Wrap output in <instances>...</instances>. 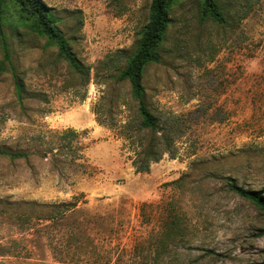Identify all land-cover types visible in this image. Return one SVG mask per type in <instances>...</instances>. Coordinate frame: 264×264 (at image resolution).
<instances>
[{
	"label": "rangeland",
	"instance_id": "1",
	"mask_svg": "<svg viewBox=\"0 0 264 264\" xmlns=\"http://www.w3.org/2000/svg\"><path fill=\"white\" fill-rule=\"evenodd\" d=\"M42 1L88 74L44 37L3 20L0 147L28 157L0 156V264H58L55 246L68 242L72 219L37 217L62 201L76 202L77 221L96 216L79 225L75 251L108 254V264L151 257L175 217L187 241L169 247L170 264H264V210L223 179L264 186V0H217L222 24L201 17L199 0L175 2L160 60L143 73L156 131L139 130L130 85L117 79L150 0ZM145 159L148 170L136 171ZM3 247L16 255H1Z\"/></svg>",
	"mask_w": 264,
	"mask_h": 264
},
{
	"label": "trees",
	"instance_id": "2",
	"mask_svg": "<svg viewBox=\"0 0 264 264\" xmlns=\"http://www.w3.org/2000/svg\"><path fill=\"white\" fill-rule=\"evenodd\" d=\"M177 0H150L148 6L147 21L141 27L138 38L135 43L134 50L129 55H122L124 63L118 69L117 79L126 80L130 85V93L133 99L137 102V112L139 115V130L156 131L159 128L158 117L149 109L146 102L145 86L143 85V73L145 67L149 63L158 62L160 60V47L164 40L168 26L171 21L170 11ZM200 15L202 18H207L217 23H224L225 16L220 8L217 0H199ZM5 9V10H4ZM9 18L15 29L19 26L24 27L28 31L42 36L47 40V45H53L57 48V54L60 58L66 61L67 65L76 73L88 74L86 67L79 57L72 50L69 40L59 28L60 18L53 13V10L47 6L42 0H0V26L3 20ZM5 59L8 60L10 54L5 38H2ZM125 51L118 50L119 54ZM14 84L16 91L20 94L23 91V84L19 76L14 73ZM0 156L8 157L9 159L27 158L28 153L23 150H13L7 147H0ZM147 157L153 161L159 159V155H155L151 151V147L147 149ZM148 160H142L136 171L142 172L148 170ZM225 185L229 191L235 193L239 197L248 200L255 207L264 210V186L256 189L245 187L237 183L236 179L231 176L223 177ZM76 202L62 201L47 205L48 210L41 213L37 219L48 221L50 224L59 223L65 219H72L70 223L68 242L65 240L64 246L59 249V257H56L58 264H108L110 256L108 254L100 255L95 250L88 254L87 251H75L82 249L83 242L78 240L77 231L79 225L87 224L90 219L96 216L88 217V215L77 221L75 215ZM23 225L27 229L34 227L33 224L27 222L24 218ZM38 228V227H37ZM37 230V229H36ZM40 230V229H38ZM186 227H184L179 218L175 217L164 223V234L155 242L158 243L155 252L150 257L147 254L134 255L132 262L134 264H170L177 259L170 252L169 247H178L180 242L187 241ZM86 239H89L86 236ZM91 239V238H90ZM89 239V242H90ZM5 251H1V255L6 252L14 253L10 249L3 247ZM65 250L66 252H63ZM69 250H72L69 252ZM32 252V250H31ZM207 252H213L207 249ZM82 253V254H81ZM29 254V253H27ZM12 255H16L15 253ZM103 261V263H101Z\"/></svg>",
	"mask_w": 264,
	"mask_h": 264
}]
</instances>
